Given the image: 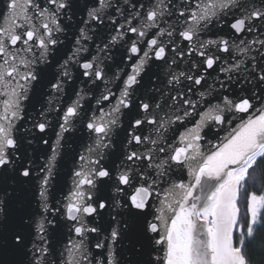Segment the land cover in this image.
<instances>
[{
    "label": "snow or ice",
    "instance_id": "1",
    "mask_svg": "<svg viewBox=\"0 0 264 264\" xmlns=\"http://www.w3.org/2000/svg\"><path fill=\"white\" fill-rule=\"evenodd\" d=\"M78 11L83 18L72 23ZM211 28L216 38L203 39ZM69 29L75 38L58 60ZM114 48L130 71L118 66L109 78ZM149 65L165 69L163 80L153 74L151 88L142 83ZM74 67L92 86L87 110L83 89L61 99ZM52 113L58 130L49 144ZM26 115L24 132H39L50 147L38 169L21 154ZM77 122L88 143L54 207L57 157ZM260 161L264 0H4L0 177L14 174L34 189L27 206L16 203L14 190H0V264H255L264 192H247L243 217L239 204ZM109 209L102 229L94 218ZM58 215L68 222L63 239ZM137 232L156 254L124 260L121 245ZM143 251L132 247L134 256ZM255 251L264 257V242Z\"/></svg>",
    "mask_w": 264,
    "mask_h": 264
},
{
    "label": "water",
    "instance_id": "2",
    "mask_svg": "<svg viewBox=\"0 0 264 264\" xmlns=\"http://www.w3.org/2000/svg\"><path fill=\"white\" fill-rule=\"evenodd\" d=\"M78 6H83L85 3V0H76ZM92 0H88V3L91 4ZM4 7V0H0V10H3ZM82 15L77 12V14L73 18V22L79 21L82 19ZM74 29H69L65 32L64 35H62L60 38L64 40V46L60 49V52L57 56V59H62L68 50L71 48V42L74 40L73 36ZM101 33H106L107 29H100L98 30ZM218 29L211 28L206 35H204L203 39H215L217 35ZM96 43L99 42L98 38H94ZM102 46V45H101ZM91 49L95 50V43L91 45ZM120 52L121 49L114 48L112 50L113 59L110 61H107L110 65V68L108 70V76L111 77L113 72L118 71L119 68H123L124 71H130V67L126 66L124 64L120 63ZM84 55H89L88 53H85ZM51 60V58H50ZM160 63V62H157ZM183 67V65H182ZM52 71H55V62H53V68ZM146 75H144L143 84L147 88L152 87V81L154 79L153 74L155 73L161 80L164 79V71L165 69L163 67L157 68L155 65H149L145 69ZM123 75V73H121ZM215 73H213V76ZM73 76L74 81H70L68 84L65 85V92L61 99L65 102H70L72 99H76L75 97V91L83 89L85 93H87L85 100L81 101L82 104L85 106V110L88 108V101L91 97V93H88V88L92 87L89 84L82 83V78L77 76V73L75 71V67L73 68ZM209 82H211L209 80ZM99 83V82H98ZM117 84L119 81L116 82ZM114 91H116L115 85H110ZM100 88L103 89V84L100 85ZM50 89L45 90V97H47L48 92ZM142 91V90H141ZM26 103L27 113L32 114L35 116V112H33V109L31 107V104ZM94 103V101H92ZM45 106H47L45 104ZM39 109V105H37V110ZM49 120L51 121V126L47 130V135L45 136L46 139L49 140V144L52 143L56 139L55 132L58 130V126L56 123V113H52L49 116ZM121 123L123 128H127V119L122 117ZM31 128V122L28 121V117L26 115L25 117V123L22 125L21 135L26 136V139L23 142V146L21 149V154L25 156V164L28 163V160L31 159L33 166L35 168H39L45 160L48 154H50V147L45 146L40 142L39 137L42 135L39 132H35L33 130V133H25L24 128ZM66 139L62 141V144L64 145L60 149V154L57 157V165L55 169V177L51 182V188H50V203L52 206H56V202L58 200H61L63 195L67 193L68 189L71 186V171L74 167V159L76 154L81 150V146L88 143V134L86 131L82 129V126L79 122L76 123L74 129L64 134ZM221 135H223L221 133ZM124 132L120 131V137L123 138ZM31 140L32 143L28 144L27 141ZM120 149H114L113 151H119ZM116 160L115 156H112L110 158L109 163L111 161ZM118 163V161H116ZM185 179H187V174L185 173ZM7 189L9 191L14 190V195L16 197V203H23L24 205H29V203L32 201V192L34 189V184H19L16 180V177L14 174L9 173L7 176L0 177V190ZM38 203V202H36ZM32 206H35V203L32 204ZM109 210H105L100 217H96L95 222L98 226H100L102 229H106L108 226V222L110 219L109 216ZM56 219L60 222V227L57 230V239H63L65 234L68 231L67 223L66 221L61 220L60 216L58 215ZM105 232L101 233V238L103 235H105ZM143 244L144 245V251L141 256H134L132 254V247L133 245ZM121 255L124 260H127L129 258L137 261H146L149 258V253L151 255H155L156 253L152 251L151 247L148 245L147 241H145L142 236L139 235V232H137L136 235L130 237L129 239H126L123 244L121 245Z\"/></svg>",
    "mask_w": 264,
    "mask_h": 264
},
{
    "label": "trees",
    "instance_id": "3",
    "mask_svg": "<svg viewBox=\"0 0 264 264\" xmlns=\"http://www.w3.org/2000/svg\"><path fill=\"white\" fill-rule=\"evenodd\" d=\"M254 179L250 177L249 183L247 185L246 191H242L240 195V209L241 216H244L246 210V195L247 192H256L260 194L264 192V161H260L259 165L256 168L255 173L253 174ZM243 222V221H242ZM261 242H264V228H261L256 236V240L253 242V252L252 258L255 264H264V257L257 251H255V246H258Z\"/></svg>",
    "mask_w": 264,
    "mask_h": 264
}]
</instances>
